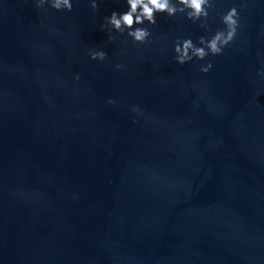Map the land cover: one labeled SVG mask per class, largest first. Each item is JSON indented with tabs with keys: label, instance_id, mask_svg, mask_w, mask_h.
<instances>
[{
	"label": "water",
	"instance_id": "95a60500",
	"mask_svg": "<svg viewBox=\"0 0 264 264\" xmlns=\"http://www.w3.org/2000/svg\"><path fill=\"white\" fill-rule=\"evenodd\" d=\"M37 2L0 0V264H264V0L157 13L144 43L101 29L126 0Z\"/></svg>",
	"mask_w": 264,
	"mask_h": 264
},
{
	"label": "clouds",
	"instance_id": "9594fccd",
	"mask_svg": "<svg viewBox=\"0 0 264 264\" xmlns=\"http://www.w3.org/2000/svg\"><path fill=\"white\" fill-rule=\"evenodd\" d=\"M49 3L50 7L56 10H72L71 0H38L36 6L41 7L44 3ZM127 11L117 13L113 11L110 16L105 18V23L101 25L103 30L105 24L110 26L111 30L124 33L132 38L134 42L144 43L150 36V31L146 27H134V25H143L145 21L149 25L156 24V14L165 13L172 17L177 13H184L185 18L196 22L198 20H207L208 9L213 7V0H126ZM91 7L97 9L96 0H92ZM238 12L235 7L229 8L221 17V23L224 24L223 31H217L210 39L199 37V47L195 46L191 39L177 41L173 51L176 53L175 60L178 64H184L191 61L194 57L198 60L205 56L218 55L223 47L227 46L233 39L238 26ZM201 27H206L201 24ZM111 39V37H109ZM92 60L103 61L106 58L104 51H95L89 54ZM119 68L120 65H117ZM212 67L209 62L200 68L201 72H208ZM264 75V74H262ZM79 76H76L78 79ZM109 104L115 103L114 100H108ZM136 109H133L135 111Z\"/></svg>",
	"mask_w": 264,
	"mask_h": 264
}]
</instances>
